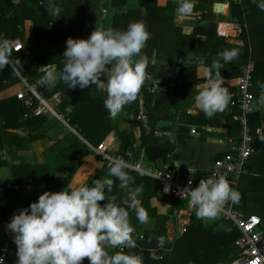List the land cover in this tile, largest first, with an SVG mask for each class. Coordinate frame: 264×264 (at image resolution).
I'll use <instances>...</instances> for the list:
<instances>
[{
  "label": "trees",
  "instance_id": "1",
  "mask_svg": "<svg viewBox=\"0 0 264 264\" xmlns=\"http://www.w3.org/2000/svg\"><path fill=\"white\" fill-rule=\"evenodd\" d=\"M206 1L207 0H195L193 12L189 15L180 16L196 17L198 11L207 7ZM137 2V7L129 9H124V6L127 5L125 0L115 4V6L119 8L118 12L114 13L113 25L116 30H125L127 26L134 21H142L146 25L147 30L151 34V38L143 49L142 55L148 56L151 61L152 54L155 52L159 60L164 59L166 61V64H164L161 69L156 63L153 64L150 62L146 68L147 76L164 71L166 66H168V60L172 63L181 60L178 63L181 69V75L177 80H173L177 83V87L170 93L160 95L147 94V109L150 124L154 130H158L157 124L159 121L172 118L170 113L171 106H174V99L178 95L179 88H181L182 84L185 82L184 77L195 72L197 63L192 66H187L184 63L183 59H186L188 56L189 49L187 47L190 43H187V45L183 41L182 30L175 24V12L177 11L176 0H137ZM97 3L98 0H52V4L61 9L60 17L54 20V17L49 14L48 0H0V40L17 38L24 40L26 36L30 34L31 46L29 48L32 54H34L35 61L44 66L52 64L57 71L60 72L59 70L63 66L62 54L65 51L67 39H87L84 33H82L85 19L90 9L97 8ZM250 4L253 6V4L247 0H232L231 2L232 15L234 17H239L243 25L244 23L247 24L244 20V16L247 14L248 10H250ZM211 7L212 6H210L209 9L210 11L205 14L206 22L198 25L191 36H186L192 44L195 42L196 37H205L206 39L203 43H208L211 45V48L214 47L213 50L205 51L203 54L209 65H211L214 57L217 56L219 52L224 49H230L228 47L230 45L225 41V38L219 36L217 33V24L212 20L213 14ZM144 9L145 13L142 11ZM247 28L248 29H245L243 27V31L240 34L245 41L250 33L248 24ZM169 40H174L176 42L171 44ZM242 54L244 56L242 57L244 58L242 63L239 62L231 68L233 74L239 78L241 74V65L249 60V53L243 52ZM221 62L223 63V61ZM16 66L22 71L23 75L29 77L28 79L31 83L39 81V74H44L43 71L38 73L33 72L30 68L31 65L23 62H20V64ZM12 68L13 67H6L3 71H0V82L7 79L8 82L11 81L13 83L18 79L14 72H12L14 69ZM16 77L17 79H15ZM57 80L58 82L55 87L48 88L44 85L43 88H39L40 91L43 92L48 99L52 98L55 93L60 91L62 95L60 109L61 112L67 114L69 124L76 128L89 144L94 147L99 145L113 129L112 118L109 117L108 110L104 107L105 99L93 97V90L97 88L94 85H90L88 88L84 89H80L79 87L72 89L68 88L59 77ZM200 81L203 80H199L198 82ZM147 82L145 81L137 99L130 105L125 106L124 109L126 111L136 114L139 108L138 102L140 94L142 91L146 90L145 86ZM236 87L234 88L231 84L230 88L233 90L232 94L235 92ZM68 108L70 109L68 110ZM187 109L188 108L178 110L180 112V121L183 122L181 116L186 115L192 119V122L189 124L200 125L202 119L200 120L197 118V115H188ZM25 110V107L16 95L3 98L0 101V116L3 128L7 130H17L26 127L30 130L34 129V132H39L47 123L48 118L46 114L24 119ZM136 122L140 124V122ZM239 130L242 131L241 126ZM141 131L145 139L144 145H146L148 158L150 160L160 159L166 162L169 152L168 144L165 146L164 142L158 140L153 133L147 134L143 127H141ZM252 133H254L255 136V130H252ZM45 138V134L36 133L29 137V142ZM66 140L67 142L69 140L70 150L65 153L64 160H67L66 167L69 168L70 172L68 177L72 178L73 174L81 166L83 158L88 154H93L94 150L88 143L83 142L84 140L75 134H71L70 138ZM132 145L133 143L126 139L120 152H125ZM104 166L107 167L105 164ZM135 174L139 182L135 181L134 185L139 184L146 189L142 207L147 211L148 217H155L157 219V223L154 230H147L144 232L143 238H136V248L124 249L125 252L131 251L141 254L144 264L230 263L240 254V250L236 245L240 232L232 222L218 218L214 223L208 224L204 222L206 219H198L196 215H194L192 223L187 231L180 236L171 247L168 246V242L164 245V247L170 248L171 252H166L162 258H155L153 256V250L161 248L157 245L156 237L164 236L167 241L166 222L170 215H159L156 210L150 208V199L154 192L156 193L157 181L146 175L141 176L137 172H135ZM119 183L118 180H115L113 191L111 193L106 192V195L109 197L115 196L116 199L120 198L118 204L123 206V202H121L122 189L119 187ZM229 184L232 188L234 187L232 181ZM150 185L155 189H152L154 192L149 190L148 187H150ZM238 191L245 203L244 211L249 214L247 212L248 193L264 194V176L248 175L244 190L238 189ZM253 196L257 198V195ZM102 202L106 203V201ZM172 202L174 209L179 205L178 203L180 200L173 199ZM129 213L130 221L135 226V230L141 231L143 224L138 222L133 210H129ZM171 214H174V210H171ZM111 251L115 250H110V254ZM82 264H89L88 259L85 258Z\"/></svg>",
  "mask_w": 264,
  "mask_h": 264
},
{
  "label": "clouds",
  "instance_id": "2",
  "mask_svg": "<svg viewBox=\"0 0 264 264\" xmlns=\"http://www.w3.org/2000/svg\"><path fill=\"white\" fill-rule=\"evenodd\" d=\"M253 3L264 11V0H253ZM176 4L178 14L189 15L194 10L195 0H176ZM48 10L54 20L60 17L61 9L54 6L52 0H48ZM150 38L142 21L130 23L125 30L97 25L87 39L68 38L59 79L68 88L84 89L94 85L106 91L104 107L109 117L115 118L137 99L147 79L148 64L156 62L155 52L151 61L142 55ZM12 47L9 41L0 40V71L20 64L19 60L11 59ZM239 55L238 48L224 49L210 66L204 68L206 82L200 86L188 112L201 111L211 119L225 111L231 95L223 86L224 79L219 70L224 64L237 60ZM42 71L44 75L39 83L48 88L55 87L57 69L51 64ZM258 86L262 90L258 102L264 104V83L258 82ZM163 135L175 143L174 133ZM107 159L109 175L120 182L121 189H129L123 206L116 203L115 196L106 195L113 191V179L93 180L91 186L68 184L58 192L45 191L36 202L14 214L7 225L14 233L16 264H82L85 258L89 264H144L141 254L124 251L137 247L129 210L135 212L140 224L149 219L137 199L143 186L130 188L135 182L129 174L132 165L122 158ZM180 195L195 210L198 219L208 220L217 218L226 202L235 203L240 199L238 191L224 176L201 179L197 187L185 188ZM102 201L106 203L101 204ZM156 239L161 248L167 242L164 236ZM110 250L115 251L110 254ZM0 264H4L3 258H0Z\"/></svg>",
  "mask_w": 264,
  "mask_h": 264
},
{
  "label": "crops",
  "instance_id": "3",
  "mask_svg": "<svg viewBox=\"0 0 264 264\" xmlns=\"http://www.w3.org/2000/svg\"><path fill=\"white\" fill-rule=\"evenodd\" d=\"M207 1V7L198 11L196 17H182L177 11L175 12V24L182 30L183 41L186 44L190 43L187 47L189 49L188 56L186 59H183L184 63L187 66H192L197 63V66L195 67L194 73H190L184 77L185 82L182 84L181 88H179L178 95L174 99V106H171L170 114L172 118L168 119L169 125L167 128L168 132L174 133L175 143H171L168 140V160L164 162L160 159L150 160L148 158L146 145H144L145 139L141 129L136 126L137 120L135 114L125 109L115 118H112L113 129L105 138L111 139L110 148L120 151L124 142L128 139L133 144H141V152L144 153V160L146 163L155 165L166 163L176 167L190 166L201 171L209 168L216 159L222 157L230 148L231 141H239L241 137V130H239L240 125L237 120L239 111L232 108L230 103L225 111L215 114L211 119L206 118L201 111L194 110L188 112V115H197V118L200 120L202 119L200 125L189 124L192 122V119L186 115L181 116L183 122H181L179 118L180 112L178 110H183L191 106L200 86L206 82L204 68L210 65L207 64L203 54L205 51H211L214 48H211V45L208 43H203L205 42V37H196L195 42L192 44L186 36H191L198 25L206 22L203 20L205 19V14L210 11V6H212L213 21L217 24V28L219 23H242L239 17H234L232 15V0ZM247 1L253 4V6H251V4L249 5L250 10H248L247 14L244 16V20L250 27V33L246 41L240 36L241 33H232L230 36L224 37L225 41L230 45L228 47L230 49L238 48L240 55L237 60L224 64L223 69L219 70V74L223 76L224 79L223 86L227 88L232 96L233 90H231L230 86L232 84L235 88L237 86L236 84H238L239 77L233 74L231 68L239 62L242 63L244 59L242 58L244 57L242 53H249L248 59L251 58L256 65V72L251 85V90L255 95V102L253 112L249 117V125L253 131L258 127L263 128V134L260 136L255 135L254 153L250 158L247 171L239 181L233 182L238 189L243 190L246 186L248 175L264 176V139H261L264 138V104L258 102L262 92L261 88L258 86V82L264 83V11H261L256 4L253 3V0ZM125 2L127 5L124 6V9L138 6L137 0H125ZM111 3L114 12L115 10L118 12L119 7L113 6V3L118 4V0H112ZM97 4H99V0ZM101 6L103 5L101 4ZM101 6L100 4L97 5L96 9H99ZM142 11L145 13V9ZM247 24L244 23V25H246L245 29H248ZM6 40H21V38ZM169 42L172 44L176 41L169 40ZM23 43L31 53L32 62L34 61L30 67L32 71L38 73L42 71L40 68L44 70L46 66L40 65L35 61L32 51L29 48L31 46L30 34L26 36L25 42ZM156 61L157 63L160 61V65H157L160 69L166 64L164 59L159 60L157 56ZM180 61L181 60H178L172 63L168 60V68H165V70L160 73L150 74L145 81L147 82L149 79L160 81L177 80L181 75V69L178 66ZM18 76L20 86L15 85V82H8L7 79L0 82V101L3 98L16 95V93L23 88L24 85L21 76L29 78L28 76L22 75L20 72ZM42 76L43 74H39L38 79H41ZM56 76L57 78L60 77V72L57 71ZM199 80L203 81L198 82ZM92 95L95 98L106 99L107 92L95 88ZM69 109L70 108H68V110ZM46 116L48 118L47 123L39 132H34V129L30 130L26 127L17 130L4 129L0 116V207L7 220L6 225H2L0 222V244L6 239L10 242V252L6 264H16L17 246L13 242L14 233L7 228V225L11 221L13 215L18 213L20 209L28 207L32 202H36L38 197L45 191L58 192L63 190L68 184H72L73 186H91L92 181L96 177L95 180L99 179L101 181L104 179L116 180V178L109 175V168L104 166L95 152L86 155L83 158L81 166L73 174L72 178H69V168L66 167L67 160H64L65 153L70 150L69 140L67 142L66 139L70 138L71 134H75L83 139V142L88 143L89 146L92 145L80 135L76 128L72 127L65 120L56 117V119L52 118L53 116L49 117L48 114H46ZM193 130H196V133H193ZM36 133L45 134L46 138L29 142V137ZM162 137L166 138L164 135ZM220 139H225V143H221ZM164 144L167 146L166 142H164ZM129 174L135 178V181L139 182L135 171H130ZM136 186L140 185L131 184L130 188H135ZM148 188L151 192L153 191L152 189H154L151 185ZM128 191L129 189H122L121 202L127 197ZM248 194L253 196L260 193ZM145 195L146 189L143 186V191L137 196V199L141 201V206ZM119 199H116V203H118ZM172 201L173 199H168L161 195L160 185L157 182L156 193L154 192L150 199V208L156 210L159 215H170L173 222V214L169 213H171V210H174L175 213L178 208L173 209ZM100 203L104 204L105 202ZM262 220L264 224V219L262 218ZM156 223L157 219L149 216L148 222L143 224L141 231L135 230V233H133L134 238H143L144 232L147 230H154ZM167 223L168 221L166 224ZM165 249L168 248L163 247L158 250H153V256L156 257V252L160 255L162 253L165 254Z\"/></svg>",
  "mask_w": 264,
  "mask_h": 264
},
{
  "label": "built area",
  "instance_id": "4",
  "mask_svg": "<svg viewBox=\"0 0 264 264\" xmlns=\"http://www.w3.org/2000/svg\"><path fill=\"white\" fill-rule=\"evenodd\" d=\"M242 1V0H239ZM243 25L239 22L219 23L217 33L219 36L228 37L232 33H242ZM12 47L13 61L19 60L25 64L31 65L32 58L30 51L26 48L21 40H7ZM33 64V63H32ZM16 72L18 68L13 67ZM44 68V67H43ZM255 62L250 58L246 63L240 67V78L235 92L232 95L230 106L237 108L239 114L237 120L241 126V137L239 141H231L230 148L220 158L216 159L214 163L205 170H198L196 168L185 166L176 167L166 163L155 165L146 163L144 160V153L141 152V144L134 143L125 152H120L110 148V138L103 140L97 146H91L100 160L109 168V161L107 157L122 158L127 163L132 165L133 170L137 173L144 172V175L154 178L160 185V193L163 197L168 199L184 200L180 193L188 187L195 188L199 185L201 179L210 177L224 176L230 183L237 182L246 172V167L249 164L250 158L254 153V133L249 125V116L254 109L255 95L251 90L255 72ZM40 70H43L40 68ZM19 73V72H18ZM23 88L16 93V97L25 107L24 119H29L33 116H41L42 114H51L54 117L65 120L69 123L67 114L61 112L60 103L62 101L61 92L55 93L52 98L45 97L39 88L44 85L37 81L31 83L27 77H22ZM177 87L175 81L163 82L154 79L148 80L144 91L139 97V108L135 114V118L147 134L153 133L158 136L159 131L154 130L150 124L149 113L147 109V94L160 95L170 93ZM196 133V130H193ZM263 128L258 127L255 130V135H262ZM221 143H225V139H220ZM191 181V184H189ZM233 189L238 191V188L233 185ZM167 189V190H166ZM239 193V191H238ZM187 201V200H185ZM244 200L240 199L232 203L226 202L219 219L232 222L240 232V236L236 241V245L240 250V254L235 257L230 263H216V264H264V224L259 215L247 214L244 211ZM195 210L187 207L178 209L173 214V223L175 224V234L183 235L188 227L191 225ZM0 222L2 225L7 224L4 217V212L0 207ZM135 233V232H134ZM166 252H171V249H165ZM10 242L6 239L0 244V258L4 259V264L9 257ZM162 253L159 258H162Z\"/></svg>",
  "mask_w": 264,
  "mask_h": 264
},
{
  "label": "rangeland",
  "instance_id": "5",
  "mask_svg": "<svg viewBox=\"0 0 264 264\" xmlns=\"http://www.w3.org/2000/svg\"><path fill=\"white\" fill-rule=\"evenodd\" d=\"M122 1L123 0H118L119 3L122 2ZM221 1H225V0H221ZM227 1H229V0H227ZM111 2H112V0H99L100 6H101V4L103 6L99 7V9H90L89 10L88 15H87V17L85 19L84 29H83V32H82V33H84V36L86 38H89V36L91 35L92 31L95 30L97 25L105 26V27L112 28V29L115 28L114 25H113V17L115 16L114 13L116 12V10L114 12L113 8L111 7L112 6ZM113 6L116 7L114 3H113ZM213 19L214 18L212 17V20ZM202 20H203V18H202ZM203 21H206V19H204ZM22 40L23 39H21V41ZM22 42H25V39ZM33 56H34V54H33ZM159 62L157 63V61H156L155 63H157V65H160ZM166 68H168V66H166ZM12 72H14V74L18 77V79H17V77L15 78V79H17V80L14 81L15 85L20 86V80H19L18 73L15 71V69H13ZM18 72H20L22 74V71L19 70V69H18ZM157 81H160V80H157ZM163 82H168V81L166 80V81H163ZM48 116L52 117L53 115L48 114ZM52 118H55V117L53 116ZM52 118H50V119H52ZM136 126L138 128H140V129L142 127L139 123ZM158 131H159L160 136L158 135L159 137H156V135H155V137L159 138L160 141L166 142L168 144V138L167 137L166 138L162 137L163 133L168 132V128H165V129H163V128L159 129L158 128ZM256 195H257V198H255V196L248 195V197H247V203H248L247 212H249V214L259 215L261 218L264 219V194H256ZM178 204L179 205L176 207L178 209L185 208L188 205L187 201H185V200H181ZM169 214H171V213H169ZM217 220H218V217L215 218V219H212V220L206 219L204 222L208 223V224H211V223H214ZM167 225H168V246L171 247L173 245V243L180 236H178V235H176L174 233L175 231H174L173 228H175V224L172 222L171 217L168 218ZM172 237H173V239H172ZM153 255H154V252H153ZM155 256H156L155 258H159L160 254L156 252Z\"/></svg>",
  "mask_w": 264,
  "mask_h": 264
},
{
  "label": "water",
  "instance_id": "6",
  "mask_svg": "<svg viewBox=\"0 0 264 264\" xmlns=\"http://www.w3.org/2000/svg\"><path fill=\"white\" fill-rule=\"evenodd\" d=\"M202 62H203V61H202ZM48 66H49V65H48ZM48 66H46V68H47ZM46 68H44V69H46ZM168 125H169L168 120H162V121H159V122H158L157 127H158L159 129H162V128H167Z\"/></svg>",
  "mask_w": 264,
  "mask_h": 264
}]
</instances>
